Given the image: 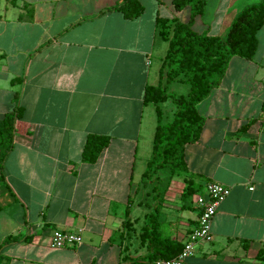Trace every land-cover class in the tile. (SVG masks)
Wrapping results in <instances>:
<instances>
[{
	"label": "crops",
	"instance_id": "obj_1",
	"mask_svg": "<svg viewBox=\"0 0 264 264\" xmlns=\"http://www.w3.org/2000/svg\"><path fill=\"white\" fill-rule=\"evenodd\" d=\"M143 13L125 20L105 9L116 0H0V118L17 104L20 130L3 163L1 264H130L149 253L141 240L156 190L164 192L160 232L184 244L199 211L195 197L214 182L230 189L211 223V241L184 264H264V25L251 60L233 56L219 85L197 105L204 119L184 150L199 191L181 199V177L164 170L145 180L156 127L146 86L163 82L168 28L187 22L175 0H138ZM256 0H207L192 29L222 37L235 15ZM168 92L185 95L181 79ZM163 122L174 111L160 105ZM88 135L107 136L95 163H83ZM164 172V174H161ZM180 180V182L176 181ZM81 243L55 249L53 231ZM27 240V241H25Z\"/></svg>",
	"mask_w": 264,
	"mask_h": 264
},
{
	"label": "trees",
	"instance_id": "obj_2",
	"mask_svg": "<svg viewBox=\"0 0 264 264\" xmlns=\"http://www.w3.org/2000/svg\"><path fill=\"white\" fill-rule=\"evenodd\" d=\"M207 0H175L174 7L179 10L189 8V19L183 23L176 19L167 25V20L157 19L161 27L160 35L168 28L167 50L161 66L163 82L158 86H146L144 103L155 106L157 116L153 137L151 159L147 163L145 180L160 181L153 178L159 170H165L169 179L181 177L184 183L181 199L189 202L199 191L192 178L184 177L187 166L184 160L185 146L198 141L204 119L197 112V105L215 89L233 56L245 60L253 59L257 50V33L264 25V0L247 5L231 21L224 36H210L197 33L192 24L197 16L205 12ZM116 11L125 20H133L143 13V6L138 0H116L112 7L101 12ZM181 79L188 86L185 95L168 92V86L174 80ZM170 101L174 106L171 118L163 122L160 105ZM23 108L15 105L0 118V185H5L3 163L13 147V139L20 130L18 121L22 118ZM109 138L100 135H88L85 139L81 161L95 163L101 152L108 146ZM156 192L153 210L146 216L141 240L147 244L149 253L130 264H153L158 259L175 257L183 245L160 232L159 213L164 199V192ZM2 206L0 205V211ZM19 241L17 236L5 238L0 247ZM27 241V240H25ZM1 264V261H0Z\"/></svg>",
	"mask_w": 264,
	"mask_h": 264
},
{
	"label": "built area",
	"instance_id": "obj_3",
	"mask_svg": "<svg viewBox=\"0 0 264 264\" xmlns=\"http://www.w3.org/2000/svg\"><path fill=\"white\" fill-rule=\"evenodd\" d=\"M262 116L264 118V113ZM229 194V188L214 182L208 183L204 192L195 197L196 207L199 211L197 224L189 233L182 250L173 258L158 259L153 264H184L185 260L194 254L198 244L209 243L211 241L212 220L217 208ZM80 243L81 236L78 233L55 230L50 237V246L55 249L77 246Z\"/></svg>",
	"mask_w": 264,
	"mask_h": 264
},
{
	"label": "rangeland",
	"instance_id": "obj_4",
	"mask_svg": "<svg viewBox=\"0 0 264 264\" xmlns=\"http://www.w3.org/2000/svg\"><path fill=\"white\" fill-rule=\"evenodd\" d=\"M260 0H256V2L255 3H257V2H259ZM202 22H203V24H205V12H204V16H203V19H202ZM165 171V170H164ZM166 172V171H165ZM161 174H164V172H161ZM177 182L179 181L180 182V180H176Z\"/></svg>",
	"mask_w": 264,
	"mask_h": 264
}]
</instances>
